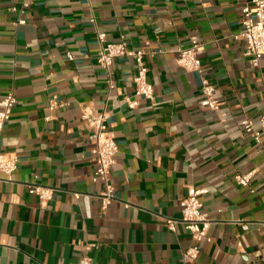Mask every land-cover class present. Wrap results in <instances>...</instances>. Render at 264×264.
I'll use <instances>...</instances> for the list:
<instances>
[{"label": "crops", "instance_id": "1", "mask_svg": "<svg viewBox=\"0 0 264 264\" xmlns=\"http://www.w3.org/2000/svg\"><path fill=\"white\" fill-rule=\"evenodd\" d=\"M247 1L0 0V99H18L0 136V153L18 158L11 178L0 172V264H78L86 252L93 264H264V130L257 142L242 126L261 128L264 57L253 66L239 37ZM99 32L145 50L154 100L135 95L133 59L99 65ZM193 36L219 110L201 105V74L178 64ZM54 96L61 106L49 110ZM85 106L109 112L118 144L106 208ZM252 170L255 192L233 180ZM197 190L212 239L184 262L192 235L166 220H180L181 199Z\"/></svg>", "mask_w": 264, "mask_h": 264}, {"label": "built area", "instance_id": "2", "mask_svg": "<svg viewBox=\"0 0 264 264\" xmlns=\"http://www.w3.org/2000/svg\"><path fill=\"white\" fill-rule=\"evenodd\" d=\"M29 7V3H24L22 12ZM12 7L11 10H16ZM243 16L241 18V30L239 37L245 41V55L249 57L253 66H259L260 60L264 57V0H248L243 7ZM25 18H19L15 24H25ZM100 50L98 53V63L101 67L109 69L115 58L128 57L134 60L137 73L134 77V93L146 99H155L154 85L148 79V67L145 62L146 52L143 49L132 48L125 36H121L118 41H110L105 32L98 33ZM204 50V44L197 36L191 38V44L187 47H181L178 50V64L186 70L196 71L201 74L202 100L201 105L212 110H219L220 101L217 98V89L208 78L203 75L202 61L199 57ZM73 59L72 54H68ZM153 55V54H152ZM110 83L113 81L110 80ZM113 85H111L112 87ZM18 102L17 96L13 90H10L0 99V136L10 120L14 108ZM126 104L130 108H135L138 101L129 96L125 98ZM61 106V102L56 96L49 100L48 109L54 110ZM223 117V114H221ZM82 121L89 126L96 139V146L93 149V160L97 168L93 175L95 182L102 181L105 185V191L100 195L103 208H106L115 199V186L111 182L110 174L113 165L116 162L118 144L113 132L109 127V112L97 111L91 106H85L81 115ZM224 121V118L222 119ZM261 128L256 129L249 118L242 121V126L247 134L252 136L257 142H260L261 130H264V114L261 116ZM18 167V158H6L0 153V172L6 178L11 175ZM257 170L246 173L236 172L233 180L240 186L249 187L252 192V178ZM29 192L37 194L42 201L49 200L53 197L54 188L37 183L28 185ZM206 190H197L194 194L181 199L180 208L182 216L180 220L167 218L166 226L169 230L175 231L177 223L180 222L191 233L193 244L189 246L182 254L184 262L196 261L200 255V243L211 241L210 227L211 219L204 209V203L199 195ZM80 194H77L79 196ZM126 206H129L128 204ZM244 230L248 229V224L243 223ZM264 228V224H263ZM90 245L86 246L89 250ZM78 264H93L91 256L86 252L80 258Z\"/></svg>", "mask_w": 264, "mask_h": 264}]
</instances>
